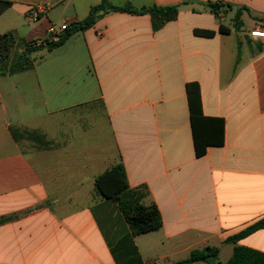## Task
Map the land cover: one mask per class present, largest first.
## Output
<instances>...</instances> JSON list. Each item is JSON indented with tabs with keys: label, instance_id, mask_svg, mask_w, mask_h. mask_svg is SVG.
Returning <instances> with one entry per match:
<instances>
[{
	"label": "crops",
	"instance_id": "1",
	"mask_svg": "<svg viewBox=\"0 0 264 264\" xmlns=\"http://www.w3.org/2000/svg\"><path fill=\"white\" fill-rule=\"evenodd\" d=\"M100 1L0 0V33L44 40ZM109 2L176 5L178 14L154 30L149 14L107 12L37 52L29 70L0 75V264H170L234 245L264 253V227L228 242L264 221V51L249 36L264 29V0ZM209 2L224 4L217 16ZM193 82L213 119L199 128L217 137L223 124L222 143L200 157ZM119 162L128 185L144 186V202L156 204L159 229L132 235L116 202L95 191V177Z\"/></svg>",
	"mask_w": 264,
	"mask_h": 264
},
{
	"label": "trees",
	"instance_id": "2",
	"mask_svg": "<svg viewBox=\"0 0 264 264\" xmlns=\"http://www.w3.org/2000/svg\"><path fill=\"white\" fill-rule=\"evenodd\" d=\"M223 3L209 2L207 7L216 16ZM111 11L128 12L132 14H149L152 20V28L158 29L166 22L174 20L178 14V7L171 6H150L139 9L130 5L123 7L113 6L109 0H101L96 6H92L87 16L78 21L65 26V29L55 37L44 40L24 41L14 32L0 33V75H13L29 70L34 62L35 54L39 51H51L61 46L71 35L84 31L93 26L98 18ZM240 11L236 10L234 15L235 28L240 26ZM218 32L227 33L228 29L220 24ZM194 34L202 37H212L215 32L211 30H194ZM259 50L261 46L257 45ZM17 48L16 52L14 49ZM12 55L14 56L12 58ZM188 107L190 111V122L193 134L194 152L197 157L205 153L206 147L222 143L223 124L219 122L217 137L208 134L206 130L199 127L204 121H213L202 115L199 87L197 83L186 85ZM31 138L38 144L39 148L47 147L46 141L40 139L38 135ZM95 191L105 199H112L116 202L120 212L126 220L132 235H140L157 230L162 225V220L158 208L154 202L146 204L144 199L148 196V191L144 186L130 187L126 179L124 166L121 162L111 165L94 179ZM264 227V221L257 222L236 235L228 239L234 243L236 240L247 236L255 230ZM217 247H206L204 249L192 250L187 258L172 262L170 264H190L193 262L217 261ZM217 264H264V253L243 247L233 246L232 255L225 263Z\"/></svg>",
	"mask_w": 264,
	"mask_h": 264
},
{
	"label": "built area",
	"instance_id": "3",
	"mask_svg": "<svg viewBox=\"0 0 264 264\" xmlns=\"http://www.w3.org/2000/svg\"><path fill=\"white\" fill-rule=\"evenodd\" d=\"M29 17H31V19L33 21H36L38 19V15L36 11L31 10L29 13ZM65 26H67L66 24H63L59 27V30L62 31L65 29ZM48 38H52L56 36V29L54 26H50L48 28ZM249 36L255 40L257 42L258 45L261 46L262 51H264V29H254L252 31H250Z\"/></svg>",
	"mask_w": 264,
	"mask_h": 264
},
{
	"label": "rangeland",
	"instance_id": "4",
	"mask_svg": "<svg viewBox=\"0 0 264 264\" xmlns=\"http://www.w3.org/2000/svg\"><path fill=\"white\" fill-rule=\"evenodd\" d=\"M226 21H227L226 24L230 23L229 18H227ZM253 46H254L255 48H257V43H256L255 41H253ZM16 50H17V48L14 49V52H16ZM13 57H14V56L12 55V58H13ZM231 255H232L231 247H230V246H225V247L221 250V252L219 253V255H218V260H219L220 262H225L226 260H228V259L231 257Z\"/></svg>",
	"mask_w": 264,
	"mask_h": 264
}]
</instances>
